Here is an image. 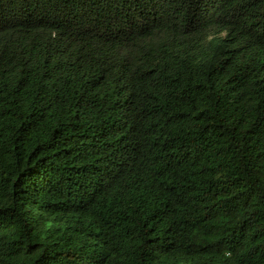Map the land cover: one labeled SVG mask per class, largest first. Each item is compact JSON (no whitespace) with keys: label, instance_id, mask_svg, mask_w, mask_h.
Wrapping results in <instances>:
<instances>
[{"label":"trees","instance_id":"obj_1","mask_svg":"<svg viewBox=\"0 0 264 264\" xmlns=\"http://www.w3.org/2000/svg\"><path fill=\"white\" fill-rule=\"evenodd\" d=\"M0 264H264V0H0Z\"/></svg>","mask_w":264,"mask_h":264}]
</instances>
